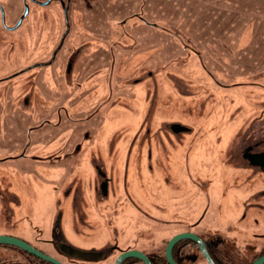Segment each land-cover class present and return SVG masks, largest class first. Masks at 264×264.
I'll return each instance as SVG.
<instances>
[{
	"label": "rangeland",
	"instance_id": "rangeland-1",
	"mask_svg": "<svg viewBox=\"0 0 264 264\" xmlns=\"http://www.w3.org/2000/svg\"><path fill=\"white\" fill-rule=\"evenodd\" d=\"M39 1L44 3L28 0L30 10L22 25L12 34L15 43L5 52L0 50V98L22 95L29 89L26 83L28 71L8 77L10 73L20 66L30 68L32 64L50 59L59 50L54 63L56 70L52 74L44 70L37 80V89L44 95L39 107L44 110V120L48 116L54 122H60L59 126L63 125L54 129V133L45 131L39 140H57L60 145L53 149L17 150L12 154L21 155L15 158L26 156L30 159L35 152L38 157L51 156V161L55 162L48 167L56 171V175L63 172L64 178L51 180L50 172L44 171V163L39 161L32 162V166L22 165L20 172L17 166L9 165V159L1 161L0 231L14 233L34 246L44 248L41 242L44 236H50V229L46 231L47 220L53 215L50 212L54 208L62 209V221L72 213L75 215L74 210H65L69 197L72 205H76L78 217L84 216L80 225L86 220V225L91 227H85L90 232L85 235L93 236L102 225L98 219L102 212L95 213L96 207L89 206L92 201L84 175L92 167L87 164L85 168L77 169V162L73 160L71 169L60 166L56 163L55 154L65 155V158L71 155L75 145L82 141V133L88 125L93 131V139L100 138L104 145L106 139L118 142L122 138V124L136 130L134 126L139 127L152 103L149 92L154 96L153 87L156 86L158 99L154 109L159 110L162 116L179 120L191 128L189 132L173 134L164 127L158 135H162L166 148L180 144L185 150L190 175L180 180L189 194L197 197L192 214L199 216L205 212L204 223L219 216L236 222L245 231L252 229L254 217L259 221L256 223L257 231L264 232V169L249 167L250 162L243 156L250 143H257V149L264 150V0H70L69 12L61 7L58 0ZM0 2L5 3L7 22L12 21L9 10L15 13L24 10L23 0ZM135 13L144 20L136 17ZM73 44H86V47L91 44L93 54L87 59L93 64L92 69L95 64L100 67L104 63L100 72L104 78L111 76L115 65L114 79L111 80L112 96L109 83L105 79L98 82L96 74L66 105L67 96L73 95L72 87L58 82L59 73L55 72L62 64L61 55L70 53ZM43 49L44 56L40 55ZM3 74L7 78L2 79ZM109 94L112 101L103 105ZM60 98H65L63 105L72 111L70 119L73 121L61 117L64 120L61 122L54 113L51 99L58 102ZM0 109L4 114L9 112L5 116L2 113L3 121H0L11 129V135L17 136L14 148H20L19 142L25 139L20 127L25 126L18 122L26 121L24 113L18 109L12 115L14 106L10 104L2 105ZM94 111L99 112L90 119ZM116 127L122 131L112 136L111 131ZM59 129L63 130L58 132ZM145 133H142L144 141H155L152 138L154 133ZM133 135L132 132L129 137ZM12 144L9 138L1 142L0 156L9 152L1 146L8 148ZM111 151L114 162L119 165L111 172L114 178H120L124 172V157L120 159L115 148ZM137 153L138 150L134 149L131 156L137 158ZM183 156L176 155L172 161L180 162ZM136 162L130 166V175L131 169H136ZM109 169L107 166L108 172ZM181 173L185 175L183 171ZM44 175L49 176L48 181ZM127 183L129 181L126 186ZM122 188V180L113 181V194L108 201L117 200ZM102 193H97L101 203L105 200ZM167 200L170 210L160 212L154 207L151 213L154 216L160 213L172 216L174 203ZM115 214L117 219L112 226H118L120 233L117 236L120 237L126 231L125 221L130 218L125 208L115 210ZM74 229L72 224L73 238ZM251 240L255 245L262 243L257 238ZM6 248L3 247L2 251ZM32 257L33 264H42L35 256ZM113 257L110 255L99 263L93 261L88 264H114Z\"/></svg>",
	"mask_w": 264,
	"mask_h": 264
},
{
	"label": "flooded vegetation",
	"instance_id": "flooded-vegetation-1",
	"mask_svg": "<svg viewBox=\"0 0 264 264\" xmlns=\"http://www.w3.org/2000/svg\"><path fill=\"white\" fill-rule=\"evenodd\" d=\"M58 1L61 3V7L66 8L67 12H69L71 1ZM32 2H36L37 4L44 3L39 0H32ZM66 2H68V4ZM22 4L24 10L19 13H15L14 10H9L11 12L10 15L12 16V21L7 22V9L5 3L0 2V50L3 49L4 52L8 47L10 48L15 43V37L12 34L25 20V17L27 16L24 12L26 7L28 6V9L30 10L28 0H23ZM135 16L144 20L142 16H139V13H135ZM85 45L86 44H73L71 47L73 49H71L70 53L67 52V54L61 55L60 62L62 64H60L61 66L59 65V70L57 69L55 72V74L59 73L58 82H64L68 86L75 84L76 86H73V89L77 90V92H81L80 89L82 90L84 88L85 83L93 79L98 72L96 64L94 69H92L93 64L87 59L89 54L83 51L85 50L84 48H87ZM58 51L59 50H56L50 59L32 64L30 65V68L28 66H20L17 71L9 74L8 77L25 70L28 71V81L26 83L29 86V89L22 95L12 94V96L5 95L4 99L0 98V108L2 105L8 106L10 104V106H14L13 112H11L12 115H14V112H17L19 109L24 113L23 116H29V119L36 121V123H32L30 129L29 127L28 129H20L21 131H26L24 139L26 141L22 147L14 148L16 147L15 138L17 136L11 135V132L8 131L9 129H7L6 125L1 122L3 121L1 119V114L3 113V116H5V114L8 115L9 112H5L4 114L0 109V143L5 142L6 138L13 141V144L8 146V148L6 145L1 146L6 148V150H9V152L4 153V156H0V162L9 159V165L16 168L17 160L22 161L23 159H27V157L22 156L25 158H15L21 155H14L12 152L28 149L33 142V135L40 136V130L44 132L45 113L43 109L39 108L44 101V95L38 92L37 80L40 79L44 70H47V72H50L51 74L56 70L53 65L56 62ZM40 55L44 56V49ZM82 56L83 58L80 61ZM3 75L2 79L7 78L5 74ZM112 78L113 74L111 72L110 82ZM56 83L57 81L55 80L54 84ZM110 88V94L112 96L113 84H110ZM156 89V86L153 87V91L155 92L154 96H152L153 92H149V99L152 103L149 108H147L148 111L142 119V122L139 124V127L134 126L136 130H133V126L122 124V138H119L118 142H112L117 140L111 139L108 141V139H106L105 145H103L100 138L93 139V131L90 128L86 130L87 126L82 133V141L75 145L74 152L75 154H78L79 159L76 157L73 161L77 162V169H83L87 164L92 167L89 173L84 175L86 176V178L84 177V181L87 182L86 190L87 193H89L88 196L90 197V201H92V205L89 206L96 207V210H94L95 213H98L99 211L102 212L99 215L100 218L98 217L99 221L102 222L98 231H96L91 237L85 235L90 233L85 230V227L89 229H91V227L86 225L85 220L82 222V226L85 225L82 228L80 223L81 220H84V216L78 217L77 213H75L76 205H72L71 199L68 197L67 200L69 204L67 208L74 210L73 212L75 214L74 216L73 213L71 215L72 224L76 229V231L74 229L76 232L74 234V240L67 235V232L64 229L62 209L60 210L58 208L57 210L55 208V211L57 210V212L56 214L54 213L51 224L50 220H47L48 224L46 231L50 229V236H44V239L41 242L44 243V248L38 246L35 247L60 260L64 264H88L93 261H98L97 263H99L110 255H114L113 260L115 259L116 261L122 252L129 250H140L144 252L152 264H173L166 255V246L168 242L179 234L192 233L201 239V243L192 237H182L178 239L172 248V255L175 264H210L209 259L203 252L204 248L207 250L215 264H252L257 259L264 256V232L257 231L256 223H259L257 219L253 217L252 229L245 231L241 230L236 222L224 220L219 218V216L217 218H210L204 223L205 212L199 216L192 214L193 202L197 197L189 194L186 185L180 180L183 176L187 177L190 175L188 163L186 162L185 150L180 144L176 146L171 144L170 148H166V145H163L164 142L162 135H158L164 127L169 129L173 134L189 132L191 128L188 124L180 122L179 120H173V118L162 116L159 113V110L156 111V109H154L158 99ZM110 94L105 98L103 105H107L112 101V99H110ZM56 96L59 98V95ZM60 99L61 100L58 102L51 99L55 108L53 111L56 114L58 111L57 109L62 113V104L65 98ZM152 106L153 108H151ZM89 118L91 119L93 117L90 116ZM51 120L52 119L47 116L46 124L52 125ZM59 127L60 126H57V128ZM122 130L119 127L113 128L111 135L113 136L114 133L118 134ZM132 132L134 135L129 137V134ZM145 132L154 133L152 138H155V141H144L145 136L143 134ZM94 133H96V131H94ZM20 134L21 133H19V135ZM88 137L90 138L89 141H87L89 139ZM136 139L138 141H136ZM112 148H115L120 155V159L124 157L122 163L124 172L120 178H114V173L111 172V170L113 171V169H117L119 166L117 162H114L115 158L113 157L114 153L111 151ZM134 149L138 150V153L136 154L137 158L131 156ZM139 150L141 151L140 153ZM81 153L86 155L80 156ZM176 155H184V159H181L182 162L172 161ZM243 156L245 160L250 162L248 164L249 167L264 169V150L257 149V143H250L244 150ZM128 158L130 159L129 162ZM28 159L44 160V157H38L35 152L33 153L32 159ZM135 161H137L136 169H131L132 175H130V166L134 165ZM96 162L97 165H95ZM107 166H110V172L106 170ZM136 170L137 173L133 174ZM18 171L20 172V170ZM182 171L185 175L181 173ZM173 179L176 181H173ZM115 180H122L123 192L119 195L117 200L114 199L115 201L111 200L109 202L108 199L111 194H113V181ZM128 181L129 183H127L126 186V182ZM139 181H141V184ZM164 186H166V188ZM98 191L103 192L102 194L105 197V200L102 203L97 198ZM167 198L174 203V208L171 210L172 216L168 217L165 213H160V215L154 216V214L151 213V210H155L154 207H157L160 212H165L166 210L171 209L169 201H166ZM85 199L87 203V198L85 197ZM118 200H120L119 204H117ZM144 200L147 201L146 206L142 204ZM80 201L83 203L81 199ZM123 208H125L127 216L130 219L125 221L127 222L126 231L124 230L125 233L119 237L117 236L120 233L118 226H112V222L117 219L115 210H122ZM114 214L115 217L113 216ZM148 228H150V230H148ZM0 234L16 236L11 232L0 231ZM85 237H89V239L87 240ZM252 238L260 239L262 240V243L255 245L251 240ZM21 239L30 243V241L25 238ZM69 245L78 250L87 252L90 256L82 258L76 254L67 253L66 248L68 249ZM3 247H7L5 251H2ZM32 256L35 255L20 247L0 243V264H33ZM35 258L42 264H55L52 261L41 259L37 256H35ZM120 264L146 263L138 257L130 256L122 259Z\"/></svg>",
	"mask_w": 264,
	"mask_h": 264
},
{
	"label": "crops",
	"instance_id": "crops-1",
	"mask_svg": "<svg viewBox=\"0 0 264 264\" xmlns=\"http://www.w3.org/2000/svg\"><path fill=\"white\" fill-rule=\"evenodd\" d=\"M70 9H71V5H70ZM69 15H70V13H69ZM137 44H138V42H136ZM135 45V44H134ZM133 45V46H134ZM85 50H83L85 53H88L89 54V56L90 55H92L93 54V52H92V50H93V47L91 46V44L90 45H88L87 46V48H84ZM140 51L141 50H139L138 51V54L140 53ZM84 56V55H83ZM83 56L81 57V59H80V61L82 60V58H83ZM106 62V61H105ZM55 65V64H54ZM53 65V66H54ZM110 66V64L108 65V67ZM96 67H97V69H98V72H97V76H96V80L99 82V81H102L103 79H105L104 81H106V82H108L109 83V86H110V84H111V82H110V77H106V78H104V76L103 75H101L100 74V72L103 70V68H104V63L102 62V64H101V66L99 67L98 66V64H96ZM158 67H160V66H158ZM157 67V68H158ZM115 65L113 66V71H112V74H113V72H115ZM155 70H157V69H155ZM113 79H114V76H113ZM104 83V82H103ZM98 85L100 86V84L98 83ZM71 87H72V92H73V95L71 94V95H69V96H67V98H68V100L66 101V105L70 102V99L72 98V96L73 97H75L76 95V93H77V90H75V89H73L74 87L73 86H76L75 84L74 85H70ZM104 86V85H103ZM80 91H81V89H80ZM71 96V97H70ZM84 103V105L85 106H90V104L89 103H87V102H83ZM58 111H57V114H56V116L61 120V122L62 121H64L61 117H68L69 119H70V117H72L73 116V113H72V111H70L69 109L67 110L65 107H64V105L62 104V113H60V111H59V109H57ZM55 113V112H54ZM97 113L98 112H92L91 114H90V116H92V117H96V115H97ZM102 113V112H101ZM24 117H26V121L24 120V122L23 123H21V122H18L19 124H22V125H24L25 126V128L26 129H28V127H29V129H30V125L32 124V123H36V121H33L32 122V120L31 121H29V116L27 117V116H24ZM53 119H55V117L53 118ZM58 119V120H59ZM71 121H73L74 119L72 118V119H70ZM29 121V122H28ZM50 121V120H49ZM32 122V123H31ZM46 120H44V132L46 131V133L47 132H53L54 133V129H56L57 130V126H59V123L60 122H54V121H52L51 120V122H52V125H47L46 124ZM17 125V127H20V125ZM55 124V125H54ZM61 126H63V125H61ZM60 126V127H61ZM89 128V125H88V127L86 128V130ZM20 129H23V127H20ZM68 129H71V128H68ZM63 129H59L58 130V132H60V131H62ZM9 132H11V129H9L8 130ZM21 131V130H20ZM13 132H17L16 130H14ZM44 132H42V130H40V136H36L35 134L33 135V138H32V144L28 147V148H33V149H35V150H37V149H39V148H42V149H53V148H57V147H59V145H60V143L57 141V140H44V145H43V141L42 140H39L40 138H42V135H44ZM113 132V130L111 131V133ZM17 133H19V132H17ZM26 134V131L24 132V135ZM89 138V137H88ZM48 139V138H47ZM90 140V138L87 140V141H89ZM25 141L26 140H24L23 142H19L20 144H21V147H22V145L25 143ZM35 142V143H34ZM34 143V144H33ZM102 143V142H101ZM107 143V142H106ZM104 145V144H103ZM75 148V147H74ZM52 155H53V153H52ZM77 155V156H76ZM83 155H86V154H84V153H81L80 154V156H83ZM55 156H56V158L58 159L57 161H56V163L58 164L59 163V165L60 166H62V165H65V166H67V167H69L70 169H71V166H70V163L72 162V160H74V158H76L77 157V159H79L78 158V154H75V152H74V150L72 151V153H71V155H67L66 156V158H65V155H61V154H55ZM52 160V158H51V156H44V160H40V159H35V160H29L28 158L27 159H23L22 161H17V170H21L23 167H22V165H24V164H28L29 166H32V162H34V161H39V162H41V163H44V171H46V172H50V179L51 180H54V179H57V180H59V179H62L63 180V178H64V176H63V172H61L60 173V175L58 174V175H56V171L54 172L53 171V169L52 168H49L48 166H53V164H51V163H54L55 161H51ZM86 162V161H85ZM28 169H32L31 167H29ZM62 170H64V168L62 169ZM59 173V172H58ZM49 178V176L48 175H44V179H48ZM48 181V180H47ZM61 181V180H60ZM65 210H68V211H70V209L69 208H67L66 207V209ZM50 213H52L53 215H52V219H50L49 218V220H50V224H51V220H53V216H54V213H55V208H54V210L53 211H51ZM70 220H71V222H72V219H71V216L69 215V217H68V219L67 220H64V229L66 230V232H67V235L70 237L71 236V238H73V236L71 235V231H70V226L72 225H69V223H70ZM74 239V238H73Z\"/></svg>",
	"mask_w": 264,
	"mask_h": 264
},
{
	"label": "water",
	"instance_id": "water-1",
	"mask_svg": "<svg viewBox=\"0 0 264 264\" xmlns=\"http://www.w3.org/2000/svg\"><path fill=\"white\" fill-rule=\"evenodd\" d=\"M49 1H51V0H49ZM28 11H29V9L27 6L26 11H25V15L28 14ZM182 237H192L201 243V239L192 233H182V234H179V235L175 236L174 238H172L166 246V255H167L168 259L173 264H175V262H174V258L172 255V248H173V245L175 244V242L178 241V239H180ZM0 243L15 245L17 247H20V248L34 254L35 256H37L41 259H46V260L52 261L55 264H64L60 260L54 258L51 255L44 253L43 251L36 248L34 245L28 243L27 241H25L19 237H16V236H12V235H8V234H0ZM66 251L69 254H76L77 256H80L82 258H87L90 256V255H88L87 252H84L82 250H78V249H76L70 245L68 246V249L66 248ZM203 252L205 253L206 257L209 259L210 264H215L213 259L211 258V256L209 255V253L207 252V250L205 248H204ZM130 256L138 257V258L144 260V262L146 264H152L150 259L148 258V256L140 250H129V251L122 252V254H120L119 257L116 259L115 264H120L122 259H124L126 257H130ZM262 263H264V256L260 257L259 259H257L252 264H262Z\"/></svg>",
	"mask_w": 264,
	"mask_h": 264
}]
</instances>
